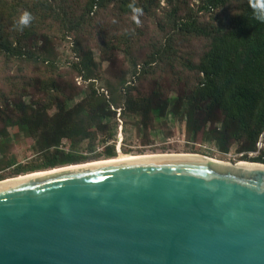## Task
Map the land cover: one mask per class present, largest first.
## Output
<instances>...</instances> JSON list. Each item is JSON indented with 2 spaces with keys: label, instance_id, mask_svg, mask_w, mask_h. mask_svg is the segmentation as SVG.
Instances as JSON below:
<instances>
[{
  "label": "trees",
  "instance_id": "obj_1",
  "mask_svg": "<svg viewBox=\"0 0 264 264\" xmlns=\"http://www.w3.org/2000/svg\"><path fill=\"white\" fill-rule=\"evenodd\" d=\"M25 11L34 19L20 31L14 24ZM63 41L72 43L71 80L58 73L55 46ZM188 46L194 50L186 55ZM95 47L104 58L120 52L129 63L116 83L107 81L108 93L95 84L102 69ZM8 65L45 70L28 84L9 71L7 89L0 87V167L12 131L31 139L38 155L17 174L88 159L78 146L114 140L117 109L145 129L155 119H181L189 138L224 153L238 144L244 158L264 136V23L249 0H0V73ZM165 77L181 82L182 92L171 95ZM137 80L153 83L151 91L140 93ZM32 87L37 98L27 92ZM116 155L113 142L96 156ZM250 161L264 163V147Z\"/></svg>",
  "mask_w": 264,
  "mask_h": 264
},
{
  "label": "water",
  "instance_id": "obj_2",
  "mask_svg": "<svg viewBox=\"0 0 264 264\" xmlns=\"http://www.w3.org/2000/svg\"><path fill=\"white\" fill-rule=\"evenodd\" d=\"M238 163L149 156L2 180L0 264H264V163Z\"/></svg>",
  "mask_w": 264,
  "mask_h": 264
},
{
  "label": "rangeland",
  "instance_id": "obj_3",
  "mask_svg": "<svg viewBox=\"0 0 264 264\" xmlns=\"http://www.w3.org/2000/svg\"><path fill=\"white\" fill-rule=\"evenodd\" d=\"M195 3V1H194ZM197 3V2H196ZM146 27V40L149 39V32L152 34L153 26L148 23L144 25ZM145 41L142 45H145ZM72 43L63 41L55 46L56 60L58 64V73L63 75L68 80H71L75 74L70 70L71 61L74 59L72 52ZM147 48L144 46L140 51H137L138 60L144 58V54ZM193 47L188 46L186 50L187 53H192ZM94 55L97 61L102 64L101 76L95 82L96 86L100 88L101 91L108 93L107 81L116 83L118 79L124 76V72L129 68L128 61L124 58L123 54L120 52L110 53L106 58L103 57L101 51L98 48H93ZM184 55V54H183ZM104 58V60H103ZM4 71L0 73V87L7 89V82L5 83L7 73L10 71L12 75H19L24 79L25 84H28L29 78L35 77L40 71H45L42 67H37L35 65H28L23 68L18 69L15 65L5 66ZM9 69V70H8ZM21 70L23 74H21ZM128 77V76H127ZM75 81L78 85L83 83L80 77H75ZM131 83V82H128ZM133 84L138 86V90L142 94H148L151 91L153 83L149 80L135 81ZM164 86L171 95H176L182 92V83L171 78L165 77L163 82ZM27 92L33 98L38 97V92L35 88H28ZM79 99L77 97L76 101ZM116 118L112 120V128L114 129L115 136L114 140L108 143H115V149L117 155L112 158H106L104 156H96L100 153L103 148L108 144L103 143V139L99 138L94 142L92 148L88 141L83 142L77 148V152L81 155H87L88 159L74 164H88L92 162H98L102 160H110L119 158L123 154L132 155H158V154H189V155H200L205 158L212 159L216 162L222 163H233L238 162H254L250 161L253 157H256L261 149L264 147V136L260 139L258 143V149L254 152H249L247 158H244V152H239L238 144L231 146L227 153L221 152L215 145L209 143H201L200 139L196 140L192 137L189 138L185 129V125L181 119L174 120L169 117L167 120L155 119L149 126L145 129V126H139L136 124L133 116H126L121 118V109H117ZM13 136V142L10 147V152L5 158H2V164L0 167V181L13 179L20 177L25 174L43 173L47 171H54L58 169L67 168L74 166V164L61 165L54 168L40 169L38 171H28L22 172L20 174L15 173V170L19 166L29 165L33 161L38 159V155L34 150V145L31 139L25 138L23 135L15 134L14 131L11 132ZM69 145L67 141L63 142V148L68 149ZM245 155V154H244Z\"/></svg>",
  "mask_w": 264,
  "mask_h": 264
},
{
  "label": "clouds",
  "instance_id": "obj_4",
  "mask_svg": "<svg viewBox=\"0 0 264 264\" xmlns=\"http://www.w3.org/2000/svg\"><path fill=\"white\" fill-rule=\"evenodd\" d=\"M249 6L253 10L254 18L261 23H264V0H249ZM133 12L135 14H142V10L139 8H133ZM34 17L31 15V13L25 11L20 17L18 22L14 24V28H17V30L23 31L25 27H28ZM133 20L136 21V23H139L138 16L133 15Z\"/></svg>",
  "mask_w": 264,
  "mask_h": 264
},
{
  "label": "bare ground",
  "instance_id": "obj_5",
  "mask_svg": "<svg viewBox=\"0 0 264 264\" xmlns=\"http://www.w3.org/2000/svg\"><path fill=\"white\" fill-rule=\"evenodd\" d=\"M165 155H189V154H158V155H132V154H123L119 158H115V159L102 160V161H98V162H92V163L81 164V165H74V166H70V167L90 165V164H97V163H103V162H110V161L121 160V159H129V158H137V157H149V156H165ZM195 156H200V155H195ZM200 157H202V156H200ZM203 158H205V157H203ZM207 159H209V158H207ZM210 160H212V159H210ZM241 163L252 164L250 162H243V161L242 162H239L238 164H241ZM47 172H49V171H47ZM34 174H36V173H34ZM27 175H31V174H25V175H22L20 177L27 176ZM17 178H19V177H17ZM13 179H15V178H13ZM7 180H11V179H7ZM7 180H3V181H7ZM3 181H1V182H3Z\"/></svg>",
  "mask_w": 264,
  "mask_h": 264
}]
</instances>
